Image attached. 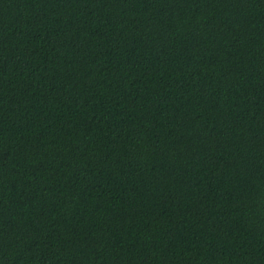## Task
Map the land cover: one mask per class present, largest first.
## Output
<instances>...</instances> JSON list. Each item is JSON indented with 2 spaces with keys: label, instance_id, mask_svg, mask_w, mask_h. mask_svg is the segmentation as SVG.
Wrapping results in <instances>:
<instances>
[{
  "label": "trees",
  "instance_id": "1",
  "mask_svg": "<svg viewBox=\"0 0 264 264\" xmlns=\"http://www.w3.org/2000/svg\"><path fill=\"white\" fill-rule=\"evenodd\" d=\"M0 264H264V0H0Z\"/></svg>",
  "mask_w": 264,
  "mask_h": 264
}]
</instances>
